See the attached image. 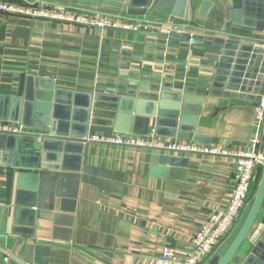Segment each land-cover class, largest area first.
Returning <instances> with one entry per match:
<instances>
[{
    "label": "crops",
    "instance_id": "obj_1",
    "mask_svg": "<svg viewBox=\"0 0 264 264\" xmlns=\"http://www.w3.org/2000/svg\"><path fill=\"white\" fill-rule=\"evenodd\" d=\"M11 1L94 14L93 11L99 10L127 15L120 8H99L93 3L70 0ZM194 22L208 29L222 28L212 22V16L200 22L194 19ZM253 35L264 39V31H254ZM105 40L133 44L140 38L0 12V105L4 98L10 99V103L11 99L20 98L30 83L35 96H42L49 89L53 91L50 114L57 111L61 119L56 120L69 131L82 128V117L88 111V120L95 125H89L85 135L145 136L114 131L109 126L104 103L94 109V115L91 106L88 110L84 106L87 93L108 94L97 90V87L110 86L106 78L111 75L101 71L110 67L99 62L100 56L106 53L104 47H115L104 44ZM119 49L131 52L135 48ZM145 52L158 54L151 50H143ZM169 55L181 58L178 54ZM168 64L174 68L180 66L176 61ZM193 66L200 67L199 64ZM168 81L179 83L174 79ZM57 89L63 94L62 99L55 102ZM258 97L259 94L250 99L210 95L202 88L190 93L186 115L195 119L194 134L207 143L193 141L192 133L183 141L226 149L230 154L174 153L172 162L164 164L153 162L154 152L148 149L86 141L82 142L84 151L78 160L70 155L55 158L50 154L43 161L44 165L49 164L46 168L19 169L4 164L6 154L0 140V264H153L164 248L170 249L175 258H184L194 250L193 231L209 214L226 204L235 183L234 154L249 150L256 134L254 105ZM164 109L171 110L169 103ZM151 131L154 132L152 126ZM19 175L23 187L19 185ZM16 200L35 201L32 214H20L19 227L21 230L31 227V236L12 234ZM263 220L264 203L243 247L261 232Z\"/></svg>",
    "mask_w": 264,
    "mask_h": 264
},
{
    "label": "water",
    "instance_id": "obj_2",
    "mask_svg": "<svg viewBox=\"0 0 264 264\" xmlns=\"http://www.w3.org/2000/svg\"><path fill=\"white\" fill-rule=\"evenodd\" d=\"M70 1L93 3L99 8H120L126 16L99 10L93 12L129 19L140 24L136 29L86 26L140 38L133 44L123 43L121 40H105L104 44H112L115 47H104L106 53L100 56L102 60L99 62L105 67H110L101 69L111 75L106 78L110 86L97 87V90L108 94L87 93L85 97L84 106L87 110L92 107V115L96 112L94 109L101 107V103L105 104L107 108L104 109L111 123L109 126L114 131L146 135L152 126L157 136L186 140L192 133L193 141L206 144L207 140L194 134L195 119L191 120L186 115V104L190 100L191 92L202 88L210 95L247 99L263 92L264 48L259 47L258 43L264 39L253 33L264 31V0ZM195 10L197 12L194 14ZM210 16L212 22L221 26V29H208L194 22V19L200 22ZM175 19L183 21L176 22ZM128 47L135 49L131 52L119 49ZM143 50L155 51L158 54L143 53ZM169 54H178L181 58L176 59ZM197 58L202 60L199 62ZM175 61L180 66L174 68L168 64ZM193 64H199L200 67H194ZM168 71L182 74L174 76L167 74ZM127 77L130 80H124ZM171 79L179 83L169 82ZM61 91H54L55 102L62 99ZM52 95L53 91L49 89L42 96H35L28 83L20 98L11 99V103L10 99L6 101L8 99L4 98L0 120L18 122L25 129L15 133L0 132V140H3L6 154L5 165L19 169L46 168L49 164L46 166L43 161L50 154L55 155V158L70 155L77 160L82 156L84 143L79 137L87 133L89 125L95 124L88 120L86 111L82 117V128L67 130L66 125L56 120L61 119L57 111L50 114ZM168 103L171 110L164 109ZM261 141L262 159L257 166L255 182L239 220L240 224L222 253L217 254L235 229L202 264H264V220L261 232L255 235L249 245L243 247L264 203V134ZM139 148L153 151L151 160L164 164L172 162L174 153L201 154L146 146ZM37 152L40 154L37 155ZM18 178H21L19 185L23 187L24 185L20 184L22 176L19 175ZM35 206L34 200L27 203L16 200L12 234L32 235L31 227L20 229V214H32Z\"/></svg>",
    "mask_w": 264,
    "mask_h": 264
},
{
    "label": "built area",
    "instance_id": "obj_3",
    "mask_svg": "<svg viewBox=\"0 0 264 264\" xmlns=\"http://www.w3.org/2000/svg\"><path fill=\"white\" fill-rule=\"evenodd\" d=\"M0 12L28 17L41 18L69 24L92 27H115L136 29L140 24L129 19L109 15L94 14L66 7H56L46 4L28 5L20 2L0 0ZM258 46L264 48V41ZM254 125L256 134L251 139L249 150L235 153V183L224 207L209 214L199 227L191 234V244L194 250L184 258H175L171 250L164 248L155 257L153 264H200L213 250L220 245L228 235L239 225V220L249 200L251 185L262 154L261 138L264 134V89L254 105ZM23 127L0 121V132H21ZM81 142L96 141L123 146L156 147L174 152H191L201 154H230L229 150L199 145L190 141L167 140L155 137L153 131L145 136L93 133L82 136Z\"/></svg>",
    "mask_w": 264,
    "mask_h": 264
},
{
    "label": "rangeland",
    "instance_id": "obj_4",
    "mask_svg": "<svg viewBox=\"0 0 264 264\" xmlns=\"http://www.w3.org/2000/svg\"><path fill=\"white\" fill-rule=\"evenodd\" d=\"M255 182V181H254ZM254 182L252 183V185H251V189H252V187H253V185H254Z\"/></svg>",
    "mask_w": 264,
    "mask_h": 264
}]
</instances>
